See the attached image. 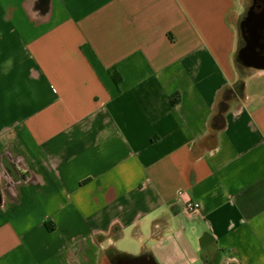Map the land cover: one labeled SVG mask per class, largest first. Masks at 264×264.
<instances>
[{"label":"crops","instance_id":"crops-1","mask_svg":"<svg viewBox=\"0 0 264 264\" xmlns=\"http://www.w3.org/2000/svg\"><path fill=\"white\" fill-rule=\"evenodd\" d=\"M252 1L0 0V264H264Z\"/></svg>","mask_w":264,"mask_h":264},{"label":"water","instance_id":"water-1","mask_svg":"<svg viewBox=\"0 0 264 264\" xmlns=\"http://www.w3.org/2000/svg\"><path fill=\"white\" fill-rule=\"evenodd\" d=\"M240 27H247L251 35V41L245 38V44L238 49L237 59L246 66L255 69H264V54H261L256 48H264V44L260 43L264 39V8L260 12H256L251 5L247 10L245 18L240 22ZM1 202V192H0Z\"/></svg>","mask_w":264,"mask_h":264},{"label":"trees","instance_id":"trees-1","mask_svg":"<svg viewBox=\"0 0 264 264\" xmlns=\"http://www.w3.org/2000/svg\"><path fill=\"white\" fill-rule=\"evenodd\" d=\"M242 44L243 41L240 40V46ZM237 66L242 67L240 63H237ZM243 87L244 81L242 79H238L233 85L225 87L221 91L216 110L210 120V127L212 130L216 131L222 127L224 123L223 115L228 107L230 99L236 96H241L243 93Z\"/></svg>","mask_w":264,"mask_h":264},{"label":"flooded vegetation","instance_id":"flooded-vegetation-1","mask_svg":"<svg viewBox=\"0 0 264 264\" xmlns=\"http://www.w3.org/2000/svg\"><path fill=\"white\" fill-rule=\"evenodd\" d=\"M254 11H256L257 13L262 11L264 8V0H253L252 4ZM250 5V6H251ZM249 9V8H248ZM245 18V16L241 19V21ZM240 21V22H241ZM264 34V32H262ZM240 34H241V40L243 41V44L241 46H243L245 44V38H247L248 41H251V35L249 34L247 27H240ZM260 43L264 44V39L260 40ZM240 46V47H241ZM239 47V48H240ZM261 54H264V48H260L259 46H257L256 48Z\"/></svg>","mask_w":264,"mask_h":264},{"label":"built area","instance_id":"built-area-1","mask_svg":"<svg viewBox=\"0 0 264 264\" xmlns=\"http://www.w3.org/2000/svg\"><path fill=\"white\" fill-rule=\"evenodd\" d=\"M179 195L183 198V207L182 210L185 214L193 215L200 208L198 201L190 198L185 191H179Z\"/></svg>","mask_w":264,"mask_h":264},{"label":"rangeland","instance_id":"rangeland-1","mask_svg":"<svg viewBox=\"0 0 264 264\" xmlns=\"http://www.w3.org/2000/svg\"><path fill=\"white\" fill-rule=\"evenodd\" d=\"M240 69H242V67H239ZM135 240L130 238V237H123L119 240L118 242V246L122 249H134L133 245H134Z\"/></svg>","mask_w":264,"mask_h":264}]
</instances>
